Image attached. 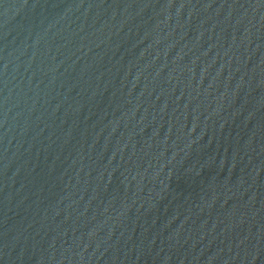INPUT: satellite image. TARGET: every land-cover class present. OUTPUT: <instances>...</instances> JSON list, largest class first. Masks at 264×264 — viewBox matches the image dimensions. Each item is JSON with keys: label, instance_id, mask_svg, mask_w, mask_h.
<instances>
[{"label": "water", "instance_id": "obj_1", "mask_svg": "<svg viewBox=\"0 0 264 264\" xmlns=\"http://www.w3.org/2000/svg\"><path fill=\"white\" fill-rule=\"evenodd\" d=\"M0 264H264V0H0Z\"/></svg>", "mask_w": 264, "mask_h": 264}]
</instances>
